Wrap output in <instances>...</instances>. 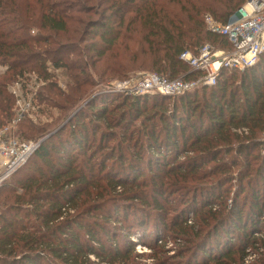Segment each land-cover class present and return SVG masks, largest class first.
Wrapping results in <instances>:
<instances>
[{
  "label": "trees",
  "instance_id": "1",
  "mask_svg": "<svg viewBox=\"0 0 264 264\" xmlns=\"http://www.w3.org/2000/svg\"><path fill=\"white\" fill-rule=\"evenodd\" d=\"M246 1L0 0V126L27 71L46 81L33 104L59 115L19 136L67 121L0 186V264H134L137 244L156 264H244L249 248L264 264V53L174 96L104 91L138 71L197 78L183 52L232 47L205 16L227 23Z\"/></svg>",
  "mask_w": 264,
  "mask_h": 264
},
{
  "label": "built area",
  "instance_id": "2",
  "mask_svg": "<svg viewBox=\"0 0 264 264\" xmlns=\"http://www.w3.org/2000/svg\"><path fill=\"white\" fill-rule=\"evenodd\" d=\"M205 22L208 30L226 36L232 47L216 48L206 43L197 53L183 52L180 58L193 71L201 72L200 76L194 79H170L156 72H147L126 79L116 87L133 95L161 93L174 96L200 86L216 85L223 69L244 70L257 64L264 53V0H247L227 23L216 21L211 15H206ZM18 104L21 109L16 106L15 116L0 126V186L27 163L41 142L26 140L18 135L19 124L34 108L32 98L25 102L18 101ZM163 241L161 239L159 243L162 244ZM259 256L260 251L247 249L244 264H254Z\"/></svg>",
  "mask_w": 264,
  "mask_h": 264
},
{
  "label": "rangeland",
  "instance_id": "3",
  "mask_svg": "<svg viewBox=\"0 0 264 264\" xmlns=\"http://www.w3.org/2000/svg\"><path fill=\"white\" fill-rule=\"evenodd\" d=\"M34 31L37 32L38 29H34L33 32ZM58 38L62 39L61 36ZM216 48H222V47L217 46ZM6 70H7V66L0 65V75H2ZM51 71H53V69ZM147 72H152V71H138L137 73H135L132 76L138 77V76L143 75L144 73H147ZM55 73L59 77L58 79H56L58 81V84L62 88H64L65 82H64L63 76L61 75V71L57 70V71H55ZM125 80L126 79L113 78V79L109 80L107 83H105L104 86L106 89L103 87L105 89V90L104 89L103 90L108 92V93H112L110 91L122 93L123 91L120 88L116 87V85L119 83H122V81H125ZM45 84H46V81L42 77L40 78L35 72H32V71L31 72L27 71L24 73L23 76L9 81L8 85H7V92L13 96L14 102H15L14 106H13L14 108L12 111H15L16 106L18 108L20 107V109H21V106H20V104H18V101L25 102V101L31 99L35 95L36 92L38 94L39 89ZM124 93H126V92H124ZM150 95H153V94L150 93ZM38 103L39 102L37 101V99H35L34 100V108L31 109L30 113L25 116L26 119H29L30 121H32L33 123H35L37 125H45V124L47 125L50 122L54 121L58 117V115H59L58 109L52 108V110H50L49 108L44 107V105H42V104L39 105ZM84 105H82V106H84ZM79 109H77V110H79ZM19 127H20V124H19ZM58 128H59V126H58ZM58 128H56V129H58ZM18 132H19V130H18ZM49 135L50 134L43 136V139L41 138V141H44L45 139L50 137ZM26 140L39 141L40 139L35 140L32 138H29ZM31 157L28 159L27 163L29 162ZM11 177H12V175H11ZM11 177H9L6 181L8 182ZM189 216L192 218V220H194L193 212H191L189 214ZM153 228H154V225H153V222H151V224L149 225V229H150L149 231H152ZM136 237L137 236H132L131 238L136 241L138 239ZM162 239L164 240L163 242H169V244L166 245V248L170 249L168 252L169 256L174 255L176 253L178 247H179L178 243L175 242V240H174L175 238L170 236V234H165V237L163 236ZM149 240H153V239L149 238ZM159 241H160V239L158 240V242ZM135 251H136L135 254L143 255V256H138V257L134 258V260H135L134 264H156V261H155V259H153V256H152L153 252L151 251L150 248L146 247V249H145V246L137 244ZM238 260L239 259L237 258V261L235 264H241L242 263L241 261L239 262Z\"/></svg>",
  "mask_w": 264,
  "mask_h": 264
},
{
  "label": "water",
  "instance_id": "4",
  "mask_svg": "<svg viewBox=\"0 0 264 264\" xmlns=\"http://www.w3.org/2000/svg\"><path fill=\"white\" fill-rule=\"evenodd\" d=\"M77 111H78V110H77ZM77 111H75V112L69 117L68 120H70V119L72 118V116L75 115V114L77 113ZM66 122H67V121H66ZM66 122H64V123L58 128V129H56V130H54L52 133H50L49 136L55 134L58 130H60V129L66 124ZM42 142H43V141H41L40 144H41ZM39 146H40V145H39Z\"/></svg>",
  "mask_w": 264,
  "mask_h": 264
}]
</instances>
